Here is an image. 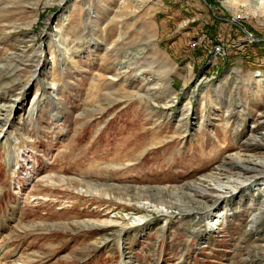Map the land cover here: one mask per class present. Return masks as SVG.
<instances>
[{"label":"rangeland","instance_id":"1","mask_svg":"<svg viewBox=\"0 0 264 264\" xmlns=\"http://www.w3.org/2000/svg\"><path fill=\"white\" fill-rule=\"evenodd\" d=\"M46 1L0 0V108L19 98L0 111V264H176L181 256L183 264H264V215L260 235L242 236L231 222L215 239L210 219L228 200L213 216L194 203L167 222L113 192L79 193L78 184L191 193L190 184L243 151L252 126L254 135L264 127V13L254 17L246 0ZM127 57L134 73L119 70ZM161 83L169 89H151L157 99L143 96ZM232 210L230 221L241 212L246 228L258 211ZM141 216L150 221L135 231L156 225L124 229ZM86 220L116 225L73 226Z\"/></svg>","mask_w":264,"mask_h":264},{"label":"bare ground","instance_id":"2","mask_svg":"<svg viewBox=\"0 0 264 264\" xmlns=\"http://www.w3.org/2000/svg\"><path fill=\"white\" fill-rule=\"evenodd\" d=\"M246 1H247V6L252 8V13L254 17L259 16L260 14L264 13V0H246ZM65 2L66 0H47L45 2V6H52L54 4L64 5ZM93 17L95 18V16ZM33 23L34 22H32L29 27H31ZM61 55H62L61 56L62 61L71 58V52H68V51L64 55L63 54ZM41 57L43 58V54H41ZM42 58L39 60L37 67H35V70H34L35 75L33 76L34 80H36V76L38 73L39 66L41 65ZM127 58L128 59H125V61L122 64L118 63V66L120 64L119 70L121 71V73L123 72V74L130 73V72L134 73V71L132 70L133 68L130 67L132 59L129 57ZM3 70H5V65H2L0 63V71H3ZM144 71L145 70L143 69L142 71L138 69L135 73L136 74L135 76H139L144 81V84L149 86V80H146L144 78L145 76ZM167 72L168 71H166L165 73ZM113 80L114 81L117 80V77L113 78ZM258 81L260 84L264 85V77H260ZM45 83L47 84L48 87H52L54 92L56 91L58 92L59 87L55 82H53V80L51 81L47 80L45 81ZM151 89H154L155 93L157 92L156 89L158 90L159 93H162L163 91L169 88L164 87L161 83V84H158V86H156L155 88H150L147 91L145 90L143 92L144 94L143 96L150 97L152 101H154L155 98L158 96H152L153 94H151V91H152ZM36 99H37V96L33 99L31 106L34 107V101ZM18 100L19 98H16L15 102L13 101L10 102V105L2 106V108H0V111L2 113H5L7 112V110L12 109ZM56 100L58 99L54 97L52 104L58 105L57 104L58 102H56ZM52 106L54 107V105ZM158 107L160 109L162 108V110L163 109L167 110L169 108V104L167 102L165 103L163 102ZM147 109L150 111V113H154V109L150 105H147ZM103 111L104 109H102V112ZM36 112L37 111L34 108L30 107L28 116H34ZM4 116H6V114H1L0 125L3 123V120H6ZM188 116H189V113L186 116V118H184L183 120L180 119V122H178L179 123L178 128L181 127V125L183 124V121L187 119ZM188 120L189 119H187V121ZM256 127H257L256 125L252 126L250 138H248L246 143L244 144L245 149H243V151L241 152H238L233 155H229L227 158H224V160L221 162V164H219L218 167L213 168L214 170L212 169L213 170L212 172H210L207 175H203L200 179L197 180V182L190 184L191 189H192L191 193H187L182 190L179 191L183 187L171 188V190L173 189L172 191H170L169 190L170 187H167V186L160 187L157 189L155 188L153 189L149 187L129 188L127 186L125 187L115 186L112 184L110 186L109 185L104 186L101 184L99 185L97 182H92L89 180L88 182L78 181L79 182L78 184H80L79 187L81 188V190H79V193H86V195H105L106 194L107 197H111L110 194L113 192V194L119 198L118 200L122 202H127V203L131 202L132 204L135 203V204L142 206L145 209L151 208V210H153L154 212H157L158 214H161L165 219L168 218L166 219L167 222L170 220V218L174 216V215L172 216V212L177 213V214L178 213L183 214L185 212L187 213L188 211L197 210L193 208L195 205L194 203H197L196 206L199 205L200 207L206 208L207 210L211 211L212 209L211 216H213V211L216 209V207L219 204H222L223 202L228 200L226 203L220 206V208H218L217 211H214L215 213L219 211L222 213L216 215L217 219H215L216 216L211 217L210 222L212 223L214 220H217V222L220 223L221 221H224L226 219L230 220L234 214L232 209H235V208H238V209L242 208V211L251 210V212L253 211V209L254 211L258 210V211L253 212V216H251V213H250V216H251L250 224L247 225L246 231L248 233L251 232L252 235H257L258 233L260 235L262 234L261 228L258 226L256 219H259L260 217L264 215V199H263L264 188H261V187H264V179L262 180L260 178V176L262 177V175H264V152L261 154L260 153L259 154L258 153L256 154L247 153L248 149L254 150L256 147L258 148L259 146L264 147L262 145L264 144V127L262 128L263 131L260 132L259 135H254L253 130ZM185 131H187V129ZM155 138H158V137H155ZM2 139L0 137V141ZM9 140L12 141V139H9ZM152 143L154 142L152 141ZM76 182L77 181L73 178L60 177V183L62 184H66V183L72 184ZM261 183H263V185H261ZM251 190H253L252 193H250ZM167 195H170L168 196L169 198L167 197ZM180 196L185 201H181ZM240 198H241V201H238V199ZM225 212H226V215H225ZM132 218H133V221L136 222V224L132 223L131 225L124 226V229L126 231H128V229H133L138 226H144L146 223H149L150 221L148 219L144 220L146 218H143L142 216H141V221L139 222L135 220V217H132ZM114 222H115L114 220L104 221V222H92V221L86 220V221H81L80 223H74L73 226H75L78 229H79V226L80 227L84 226V227L102 228V226L113 225ZM45 225L46 224L43 223V227H46ZM60 225H55V226H58V228H64V227L73 228L72 225L59 227ZM114 225H116V223ZM214 225H215V222H214ZM218 225L219 224H217V226ZM211 229H216V227L211 224L210 227H208V231H211Z\"/></svg>","mask_w":264,"mask_h":264},{"label":"water","instance_id":"3","mask_svg":"<svg viewBox=\"0 0 264 264\" xmlns=\"http://www.w3.org/2000/svg\"><path fill=\"white\" fill-rule=\"evenodd\" d=\"M208 66H209V62H208V65L204 66L202 72H201L200 75H199L200 77L203 75V72L205 71L206 68H208Z\"/></svg>","mask_w":264,"mask_h":264},{"label":"built area","instance_id":"4","mask_svg":"<svg viewBox=\"0 0 264 264\" xmlns=\"http://www.w3.org/2000/svg\"><path fill=\"white\" fill-rule=\"evenodd\" d=\"M228 45V44H227ZM260 59H262V58H260Z\"/></svg>","mask_w":264,"mask_h":264}]
</instances>
